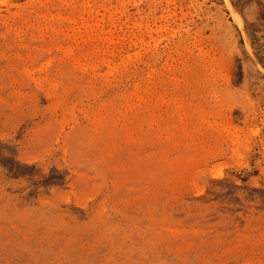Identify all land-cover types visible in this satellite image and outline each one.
Segmentation results:
<instances>
[{"label": "rangeland", "instance_id": "374dc122", "mask_svg": "<svg viewBox=\"0 0 264 264\" xmlns=\"http://www.w3.org/2000/svg\"><path fill=\"white\" fill-rule=\"evenodd\" d=\"M0 264H264V0H0Z\"/></svg>", "mask_w": 264, "mask_h": 264}, {"label": "bare ground", "instance_id": "6f19581e", "mask_svg": "<svg viewBox=\"0 0 264 264\" xmlns=\"http://www.w3.org/2000/svg\"><path fill=\"white\" fill-rule=\"evenodd\" d=\"M229 8L231 10V13L234 15V17L236 18V20H239L238 14L236 12V10L233 8V6L231 4H229ZM241 20V19H240ZM241 23V22H240Z\"/></svg>", "mask_w": 264, "mask_h": 264}]
</instances>
